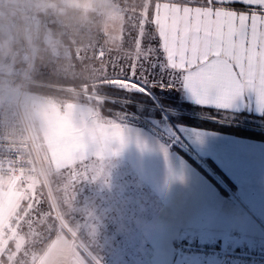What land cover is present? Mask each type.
Instances as JSON below:
<instances>
[{
  "label": "crops",
  "instance_id": "0c3cea01",
  "mask_svg": "<svg viewBox=\"0 0 264 264\" xmlns=\"http://www.w3.org/2000/svg\"><path fill=\"white\" fill-rule=\"evenodd\" d=\"M111 1L121 10L132 8V13L137 15H141L145 4V0ZM148 2L151 5V18L155 3L169 0ZM125 4L127 5L124 6ZM232 7L244 8L240 4ZM43 16L46 30L48 29L46 32L54 33L50 14ZM70 24H62L60 21L62 27ZM150 26L154 33V26ZM136 31L138 33L137 29ZM134 33L129 32L128 37L135 36L131 35ZM153 41L158 43V37ZM144 43L148 44V40H144ZM56 49L60 48L52 51ZM111 65L113 70L115 67ZM181 89L182 99L187 104L202 109L204 113H218L224 120L241 122L244 127L264 132V110L258 109L253 102L237 100L229 109L215 105L204 106L187 90ZM29 108L55 169L65 170L92 158L117 160L129 170L131 176L128 177V182L143 189L142 196L147 201L145 207L154 205L153 213L143 216V221L136 225L138 229H134L139 236L138 244L133 241H129V244H112L113 247L133 249V252L126 253L131 257V264H136V249H143L141 261L145 264H203L199 258L178 255L177 245L184 240L215 239L232 247L251 246L264 249L263 139L207 128L182 130L187 147L197 158L194 159L182 151L193 158V162L179 152L177 146L167 144L143 126L94 121L89 119L90 115L83 119L81 108L77 105H66L63 110L56 102L37 97L30 100ZM250 121L258 124L253 123L252 126L258 127L247 125ZM67 124L74 126L68 128ZM117 131L127 141L122 148L116 143L109 144L110 138ZM109 148L111 153H115L117 148L119 151L111 154ZM10 183L8 179L0 177V235L3 227L15 216L17 204L24 206L30 198L29 196L26 200L22 195L14 194L15 185ZM120 199L121 196L112 199L114 208L105 212V215L99 213L100 217H111L114 226L116 218L125 216L121 213ZM81 248L83 249L75 238L68 233L58 234L56 228H53L47 244L41 248L32 264H98ZM128 257L126 259L130 260ZM115 259L113 256L112 263L107 261V264H119L114 263Z\"/></svg>",
  "mask_w": 264,
  "mask_h": 264
},
{
  "label": "rangeland",
  "instance_id": "374dc122",
  "mask_svg": "<svg viewBox=\"0 0 264 264\" xmlns=\"http://www.w3.org/2000/svg\"><path fill=\"white\" fill-rule=\"evenodd\" d=\"M67 1L71 4L72 9L75 10H78L76 8L81 4V0ZM104 9V22L94 14L91 16L92 13L82 12L84 13L82 17L83 23L73 27L74 30L75 28L77 29L76 34H79L80 38L76 40L72 38L74 44H68L54 51H47L55 59H63L70 66L74 65L75 67V62L72 61L73 52L76 53L78 59L83 60L93 54L94 48L106 49V59L101 67H93L91 63L85 67L87 71H91V74L94 75L92 76V81L95 82V87H114L124 93L136 94L134 98L141 100L135 102L138 106L135 111L123 106V109L112 108L109 111L110 115H103L99 104L105 100L122 103H127L130 100L119 97L115 99L102 95L97 91L87 93L86 86H83L87 95L86 102L63 94L47 96L35 90H26L23 96L25 119L36 142L38 155L47 169L48 180L47 184L36 186L37 180L29 179L27 186L20 188L16 178H6L11 182L10 184L15 185L16 193L14 194L22 195L26 200L29 196L30 198L24 206L23 204H17L15 216H12L9 223L3 227L2 235H0V245H2L0 249V264H31L39 251L35 246H45L53 228H56L58 234L68 233L72 238H75L76 242H79L83 247L81 250L94 263L107 264V261L112 263L114 256L116 258L114 263L131 264V257H128L126 253L127 251L133 252V249L113 247L112 244H120L121 242L122 244L124 242L129 244V241L138 244L140 242L139 236L134 232V229H138L136 225L143 221V216H147L148 213L151 214L155 210L154 205L149 208L145 207V202L147 201L142 196L143 189L137 184L132 185L130 181L128 182V177L131 174L126 166L117 160L92 158L65 170L55 169L51 164L52 158L45 149L40 133L31 117L32 107L31 109L29 108V103L32 98L37 97L44 101H54L63 110L66 109V105L67 107L77 105L81 108L80 113H82L83 119L90 115L89 119L94 121L104 120L143 126L167 144L178 146L194 159L197 157L187 147L188 144L183 139L181 131L196 130V128L203 127L191 125V122V124H187L189 123V118L213 124H225L227 127L243 125L241 122L224 120L217 113L206 114L202 109L187 104L181 97V88L160 87V80L154 74L145 76L143 79L139 73L135 78L129 75L127 72L129 67L136 63L139 58L133 42L134 36L128 37V34L129 32L134 33L136 29L139 31L138 21L142 17L144 9L141 10V15L133 14L132 8L121 10L119 6H114L111 0H105ZM99 21L102 26L100 33L103 40H101L100 36L89 41L90 33L92 32L90 25L95 26ZM127 25H130L132 30L129 27L127 28ZM46 28L47 26L44 24L45 31L48 30ZM135 33L131 35L136 36L138 34ZM99 39L101 41L98 42ZM42 42L46 44L47 41L44 39ZM146 45L148 46L142 41V47H147ZM152 45L158 47L156 41H152ZM39 48L40 46L38 45L34 47L36 56ZM15 58L16 56H11L10 61H14ZM111 64L115 67L113 70H111ZM7 69L5 66L6 71ZM124 79L139 84L146 91L128 88L129 85L124 83ZM59 88L74 91L73 86H60ZM155 89L165 93L169 91L174 99L166 95H160L162 96V99H160L159 95H157L158 93L154 91ZM149 96L158 97V104L149 103ZM166 98H169V100ZM93 100L94 103H92ZM253 123L255 122L250 121L247 125L252 126ZM255 124L258 125L257 123ZM256 125L252 127L257 128L258 126ZM72 126L74 125L67 124L68 128ZM67 135L68 131L65 132L66 137ZM198 160L205 161L203 158H198ZM34 194L35 198L33 199ZM119 196H121L119 203L121 213L125 216L116 218L117 221H114L116 222L114 226L111 217L103 218L99 216V213L105 215V212L113 209L112 199ZM127 215H131V217L128 218L126 217ZM102 221L103 224L101 223ZM106 222L107 225L105 224ZM142 254L143 249H136V264H145L141 261ZM127 257L130 260L126 259Z\"/></svg>",
  "mask_w": 264,
  "mask_h": 264
},
{
  "label": "snow or ice",
  "instance_id": "6c2138e0",
  "mask_svg": "<svg viewBox=\"0 0 264 264\" xmlns=\"http://www.w3.org/2000/svg\"><path fill=\"white\" fill-rule=\"evenodd\" d=\"M236 4L244 8L232 7ZM150 7L145 0L133 37L139 59L129 75L154 74L160 87L183 88L204 106L229 109L244 99L264 110V0L156 2L151 18ZM146 25H153L154 33L146 32ZM157 37L158 47L152 45ZM145 39L148 46L142 47ZM124 83L146 91L127 79ZM113 143L122 148L127 141L117 131Z\"/></svg>",
  "mask_w": 264,
  "mask_h": 264
},
{
  "label": "built area",
  "instance_id": "2783aa9c",
  "mask_svg": "<svg viewBox=\"0 0 264 264\" xmlns=\"http://www.w3.org/2000/svg\"><path fill=\"white\" fill-rule=\"evenodd\" d=\"M104 4L105 0H81L76 9L104 22ZM71 9L67 0H0V177L16 178L23 188L29 179L37 180L36 186L48 180L23 107L35 67L34 47L44 39L50 51L66 46L64 38L45 31L43 14L66 16ZM106 52L98 49L95 60L105 61ZM11 56H16L14 61ZM177 253L199 258L203 264H264L262 248L232 247L212 239L181 241Z\"/></svg>",
  "mask_w": 264,
  "mask_h": 264
},
{
  "label": "trees",
  "instance_id": "16d2710c",
  "mask_svg": "<svg viewBox=\"0 0 264 264\" xmlns=\"http://www.w3.org/2000/svg\"><path fill=\"white\" fill-rule=\"evenodd\" d=\"M125 3V2H124ZM126 6V4H125ZM83 15L84 13L72 9L68 15L66 16H53L50 15V19L52 20V27L51 29L53 30V32L55 33V35L62 37L65 39L66 44H74L73 43V39H77L80 38L79 34H76L77 29L73 27H76L78 25H80L81 23H83ZM91 16H93V14H91ZM56 17L57 20L55 19ZM60 21L63 24V22H68L71 23L70 25H66L64 27H62L60 25ZM131 28L130 25H127V28ZM91 28V32L90 33V37H89V41L96 39L97 37L101 36V22L99 21V23H96L95 26L94 25H90ZM147 31H151L152 32V27L149 25L146 27ZM83 37V36H82ZM73 38V39H72ZM84 38V37H83ZM101 40H103L102 36H101ZM100 39L98 40L101 41ZM148 39H145V42H147ZM38 46H40L39 48V52L36 56V60H35V67L32 71L31 74V79L32 82H30L28 84L27 89H31V90H35L38 91L39 93L43 94V95H47V96H53L55 94H63L66 96H72L74 99H80L86 102V92L83 89V86H86V91L87 93H91L93 91H97L98 93L102 94V95H107L110 97H113L115 99L119 98H124L130 101H134V102H127V103H122V102H114L111 100H105L103 103L99 104V108L102 112L103 115H110V110L112 108L114 109H123L124 107L130 108V109H134V111L137 109V103L135 102H139L141 99H135L134 96L136 94H128V93H124L121 92L120 90H118L117 88L114 87H104V86H97L95 87V82L92 81V75L91 71H87L85 69L86 66H89V64L91 63L93 65V67H101L104 63L103 62H98L95 60V53L98 49L94 48L93 54L89 55L88 58H85L83 60L78 59L76 57V53L73 52V62H75V67L70 66V64H68L67 62H65L63 59H55L50 52H48L47 50L48 47L46 46V44L44 42H40L38 44ZM60 86H73L74 87V91H69L66 89H62L59 88ZM77 91V92H76ZM156 93H158L157 95H159V98L162 99V96L160 95H166L167 97H173V95L171 96L169 91H167L166 93L155 89L154 90ZM164 93V94H163ZM170 95V96H168ZM150 100L148 99V102L153 104V105H157L158 104V97L155 96H149ZM164 99V98H163ZM169 100V98H166ZM174 99V97H173ZM166 101V100H165ZM94 103V100L93 102ZM218 114V113H217ZM189 123L187 124H191V125H195L198 127H203V128H207V129H215L218 131H227V132H232V133H238V134H242V135H250V136H255L257 138L263 139L264 140V132L263 131H257L254 129H250L248 127H244V126H230L227 127L225 126V124H213V123H209V122H203L200 120H195L192 118H189ZM191 122V123H190ZM176 149L181 152L183 155H185L186 157H188L191 161L195 162V160L193 158H191L189 155H187L185 152H183L182 150L179 149V147L177 146ZM47 241V240H46ZM44 242V241H43ZM42 242V243H43ZM40 246V245H39ZM35 248H37V250H39L38 252H41L42 247H38L35 246ZM29 264V263H28ZM32 264V262H31Z\"/></svg>",
  "mask_w": 264,
  "mask_h": 264
}]
</instances>
